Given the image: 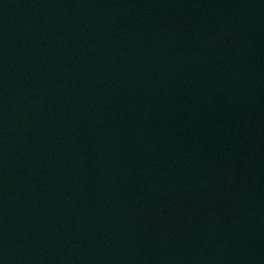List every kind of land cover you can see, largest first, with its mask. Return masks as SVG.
<instances>
[{
  "label": "water",
  "instance_id": "water-1",
  "mask_svg": "<svg viewBox=\"0 0 264 264\" xmlns=\"http://www.w3.org/2000/svg\"><path fill=\"white\" fill-rule=\"evenodd\" d=\"M0 264H264V0H0Z\"/></svg>",
  "mask_w": 264,
  "mask_h": 264
}]
</instances>
